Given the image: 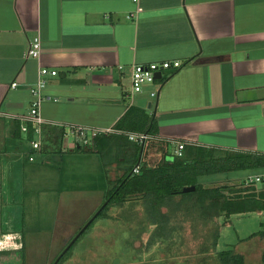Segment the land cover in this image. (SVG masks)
Masks as SVG:
<instances>
[{
  "label": "crops",
  "instance_id": "1",
  "mask_svg": "<svg viewBox=\"0 0 264 264\" xmlns=\"http://www.w3.org/2000/svg\"><path fill=\"white\" fill-rule=\"evenodd\" d=\"M37 36L41 54L28 58ZM171 60L182 66L132 93L135 64ZM42 67L58 74L46 77L35 151V125L23 131L19 118ZM132 106L157 123L147 162L160 161L167 143L174 155L177 142L264 153V0H0V203L23 200L24 181L46 168L60 200L87 193L96 206L120 172L116 164L106 172L96 152L76 151L68 135L74 126L110 131ZM8 225L0 256L20 240L3 237Z\"/></svg>",
  "mask_w": 264,
  "mask_h": 264
},
{
  "label": "trees",
  "instance_id": "2",
  "mask_svg": "<svg viewBox=\"0 0 264 264\" xmlns=\"http://www.w3.org/2000/svg\"><path fill=\"white\" fill-rule=\"evenodd\" d=\"M19 128L18 123L17 129ZM157 133V123L149 111L132 106L112 130L96 135L87 147L75 148L76 151L98 153L106 172L113 164L117 165L120 172L115 181L110 182L111 187L105 198L108 203L89 224L87 230L96 219L104 218L109 210L117 207L124 211L123 216L119 217L120 233L128 231L135 239L142 238V233L149 230L145 251L163 243L168 255L174 256L176 252L173 253V250L177 249L176 237L183 229L178 220L183 217L201 219L202 223L206 224L213 219H229L234 214L264 212V183L247 185L238 181L232 184L207 185L199 181L203 176L219 173L249 170L260 173L264 171V153L186 144L182 156L172 155L169 158L171 155L167 143L168 150L162 152V159L149 164L144 159L147 150L152 147V143L148 141ZM140 134L148 135L142 152V142L138 138L135 139ZM32 137L33 132L29 138ZM136 167L138 172H134ZM186 186H195L196 189L183 192ZM135 228L136 234H132ZM257 235L264 236V230L254 232L247 239ZM212 238L209 247L214 251L211 254L219 264H250L243 254L233 248L216 250L220 231L216 230ZM126 241L129 246L133 242L130 239ZM180 245L183 246V241ZM73 246L74 244L57 264H63L68 259ZM202 251L206 253L209 248L205 247ZM58 256L59 254L55 259Z\"/></svg>",
  "mask_w": 264,
  "mask_h": 264
},
{
  "label": "rangeland",
  "instance_id": "3",
  "mask_svg": "<svg viewBox=\"0 0 264 264\" xmlns=\"http://www.w3.org/2000/svg\"><path fill=\"white\" fill-rule=\"evenodd\" d=\"M158 82L161 81L154 84ZM148 87L145 86V89H149ZM69 141L75 147L74 135H68ZM148 162L157 163L158 158ZM44 169L37 174L35 180L24 181L26 192L23 200L19 197L17 202L0 203V229L5 227V223L10 227V231H6L7 234L3 237L20 239L18 244L8 247L9 254L0 256L1 264L55 262L58 258L55 257L63 252L106 202L105 199L98 200L95 202L96 206L90 207L88 203L91 200L85 203V198L89 197L87 193L77 195L72 200L68 196L60 200L64 193L52 191L57 186L56 172L50 169L47 173ZM254 174L256 172L250 170L219 173L203 176L199 181L207 185L232 184L243 182ZM123 214L124 211L114 207L104 218L96 219L73 243L70 255L63 264H219L211 254L214 251L209 247L216 230L220 231L217 251L233 248L246 257L247 263L264 264V236L257 235L247 239L254 232L264 230V212L234 214L229 219H213L206 224L201 219L183 217L178 220L183 229L176 237L177 249L174 248L173 253L176 252L177 255L175 253L174 256L168 255L163 243L145 251L149 230L142 233V238L135 239L128 231L120 233L119 217ZM136 229L132 234H136ZM129 239L133 241L130 246L126 241ZM205 247L209 251L202 253Z\"/></svg>",
  "mask_w": 264,
  "mask_h": 264
},
{
  "label": "built area",
  "instance_id": "4",
  "mask_svg": "<svg viewBox=\"0 0 264 264\" xmlns=\"http://www.w3.org/2000/svg\"><path fill=\"white\" fill-rule=\"evenodd\" d=\"M138 2L139 0H134ZM42 43L39 36L34 37L29 42V48L27 51V57L38 58L41 54ZM182 66V62L179 60L163 61V62H154L149 64H135L133 66V71L131 75V90L132 93H142L145 91V86H151L158 78H156V73L161 72L162 78L165 76V71H174L179 69ZM40 78L39 80L31 87V93L34 97V101L28 116L18 117L21 120V129L23 131H28V124L33 123L35 125V131L38 135V138L31 142V146L35 151H40L42 147V138H41V125L43 123V118L40 113V105L44 102L47 97H44L43 90L47 85L46 77L48 75L55 76L58 74L56 69H49L47 67H42L39 71ZM12 87H16L17 83L14 82ZM152 97L156 96V91L150 92ZM70 133L74 135L75 141L78 146L87 147L91 144L92 139L103 133V131L92 130L84 126H74ZM140 139L141 142H145L148 138L147 134H140L135 137V139ZM133 139V137H131ZM185 148V143L177 142L175 146L174 155L182 156ZM30 160H34V156H30ZM138 167L134 168V172H138ZM243 182L247 185L250 184H261L264 183V171L256 173L247 177Z\"/></svg>",
  "mask_w": 264,
  "mask_h": 264
},
{
  "label": "water",
  "instance_id": "5",
  "mask_svg": "<svg viewBox=\"0 0 264 264\" xmlns=\"http://www.w3.org/2000/svg\"><path fill=\"white\" fill-rule=\"evenodd\" d=\"M156 78L160 79L162 78V73L161 72H157L156 73ZM152 106V102H150L148 104V109H151ZM144 148V143L142 144V149L141 152ZM141 158V156H140ZM196 189L195 186H186L183 188V192H190V191H194ZM108 203V200H106V202L102 205L101 209L98 211V213L104 208V206ZM98 213L95 214V216L93 218L90 219V221L80 230V232L78 233V235L67 245V247L63 250V252L58 256V258L55 260V262L53 264H57L58 261L60 260V258L68 251V249L71 247V245L79 238V236L83 233V231L89 226V224L97 217Z\"/></svg>",
  "mask_w": 264,
  "mask_h": 264
}]
</instances>
